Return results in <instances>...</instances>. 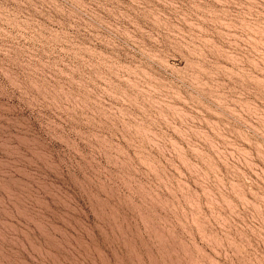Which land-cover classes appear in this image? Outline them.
I'll use <instances>...</instances> for the list:
<instances>
[{"label": "rangeland", "instance_id": "1", "mask_svg": "<svg viewBox=\"0 0 264 264\" xmlns=\"http://www.w3.org/2000/svg\"><path fill=\"white\" fill-rule=\"evenodd\" d=\"M0 264H264V0H0Z\"/></svg>", "mask_w": 264, "mask_h": 264}]
</instances>
